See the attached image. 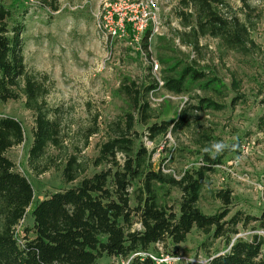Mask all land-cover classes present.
Here are the masks:
<instances>
[{"label":"trees","instance_id":"1","mask_svg":"<svg viewBox=\"0 0 264 264\" xmlns=\"http://www.w3.org/2000/svg\"><path fill=\"white\" fill-rule=\"evenodd\" d=\"M35 1L52 11L58 9L56 0ZM238 2L239 7L233 9L225 0H179L176 18L181 29L175 31L176 39L195 54H200V40L206 37L236 54L256 51L259 46L252 32L260 13L248 0ZM27 12L28 8L21 6L15 17L0 0V102L23 97L24 107L33 115L27 163L35 174L54 168L60 171L64 185L77 183L35 201L29 214L31 225L23 227L19 236L18 227L34 193L28 179L6 156L24 141L22 124L12 116L0 115V264H100L103 257L157 264L150 257L153 252L156 257L163 254L157 245L182 244L193 229L206 240H221L224 245L222 252L195 264H264V236L256 232H264V210L258 216L240 210L229 215L233 197L228 187L213 192L220 202L218 212L207 215L198 207L202 192L210 185L209 175L221 164L220 157L208 151L212 134L201 127L199 115L220 111L223 106L210 96H190L194 88L222 96L218 90L222 86L210 70L185 55L169 60L157 57L160 66H165L161 84L151 74L145 81L123 77L117 93L124 108L105 125L96 144L97 154L91 162L101 169L87 175L85 163L76 155L57 162V156L47 152L49 148L58 151L63 145L61 109L46 101L53 85L48 75L26 68L22 34ZM151 33L145 29L140 40L147 57ZM158 89L188 95L175 117L161 118L152 107L150 95ZM98 117L95 112L85 129L84 147L101 131ZM184 131L194 132L196 143L206 150L197 167L176 177L164 171L162 160L153 161L154 150H149L142 138L154 143ZM173 192L178 198L172 197ZM250 225L254 231L250 237L239 236L240 229ZM207 242L201 245L206 250L211 246ZM164 252L175 255L167 249Z\"/></svg>","mask_w":264,"mask_h":264},{"label":"rangeland","instance_id":"2","mask_svg":"<svg viewBox=\"0 0 264 264\" xmlns=\"http://www.w3.org/2000/svg\"><path fill=\"white\" fill-rule=\"evenodd\" d=\"M225 1L233 9L240 5L238 0ZM248 1L260 13L252 32L259 48L240 55L208 37L200 40V54L181 45L174 35L181 29L176 18L179 0H56V11L41 7L35 0H4L15 17L21 6L28 8L22 34L24 62L29 71L48 75L53 85L46 101L49 106L61 109L63 145L58 151L49 148L47 152L57 156V162L76 155L85 163L87 175L99 171L101 168H95L91 161L97 154L96 144L103 137L105 125L124 108L117 93L121 79L145 81L151 74L161 82L165 66H160L157 57L169 60L189 56L210 70L222 86L218 89L222 96L198 88L190 93V96L193 93L210 96L223 106L220 111L207 110L199 115L201 127L212 134L208 151L217 154L221 164L209 175L210 185L202 192L198 207L207 215L218 212L220 202L213 192L228 187L233 197L229 215L240 210L258 216L264 210V0ZM140 20L142 28H138ZM145 29L152 32L148 39L150 57L140 45ZM187 100L188 95H173L163 89L150 97L152 107L166 120L175 117ZM95 112L99 114L97 123L101 131L89 138L88 146L84 147L83 135ZM0 115L18 119L24 130V141L6 152L34 193L18 227L20 236L23 227L31 225L29 214L35 201L77 181L64 185L60 171L52 168L37 175L29 167L33 115L24 107L23 97L0 102ZM136 129L140 130L138 126ZM142 140L149 150H154L153 161L162 160L164 171L176 177L197 167L206 150L196 143L195 133L188 131L158 138L154 143ZM172 197L178 198V193L173 192ZM251 226L240 229L239 236L248 239L254 232ZM256 232L264 236L263 231ZM204 241L211 244L207 250L201 246ZM155 248L163 253V258L172 257L164 252L166 249L175 254L174 260H166L167 264H195L204 263L216 251L222 252L224 245L221 240H206L193 229L184 243ZM153 255L156 256L154 252ZM261 257L264 259V245ZM99 263L130 264L129 260L117 257H103Z\"/></svg>","mask_w":264,"mask_h":264},{"label":"built area","instance_id":"3","mask_svg":"<svg viewBox=\"0 0 264 264\" xmlns=\"http://www.w3.org/2000/svg\"><path fill=\"white\" fill-rule=\"evenodd\" d=\"M143 22H142V20H140V22H138V28H142V24ZM154 69H156V66H155V68ZM159 84H161V82H159ZM151 96V95H150ZM240 235V234H239ZM170 256V255H169ZM150 257L157 263V264H161V262L162 263H165V264H167V262H166V260L167 259H170V260H174V256H172V257H168V256H166L165 258H163V254H161L160 255V257H156V256H154V255H150ZM171 262V261H170ZM169 262V263H170ZM172 264V263H171Z\"/></svg>","mask_w":264,"mask_h":264},{"label":"clouds","instance_id":"4","mask_svg":"<svg viewBox=\"0 0 264 264\" xmlns=\"http://www.w3.org/2000/svg\"><path fill=\"white\" fill-rule=\"evenodd\" d=\"M215 147H217V148H218V147H219V145H216Z\"/></svg>","mask_w":264,"mask_h":264}]
</instances>
